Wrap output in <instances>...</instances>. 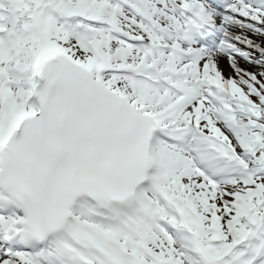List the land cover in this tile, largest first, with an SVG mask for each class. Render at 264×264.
Here are the masks:
<instances>
[{"label": "snow or ice", "instance_id": "1", "mask_svg": "<svg viewBox=\"0 0 264 264\" xmlns=\"http://www.w3.org/2000/svg\"><path fill=\"white\" fill-rule=\"evenodd\" d=\"M0 264H264V0H0Z\"/></svg>", "mask_w": 264, "mask_h": 264}, {"label": "bare ground", "instance_id": "2", "mask_svg": "<svg viewBox=\"0 0 264 264\" xmlns=\"http://www.w3.org/2000/svg\"><path fill=\"white\" fill-rule=\"evenodd\" d=\"M244 66H246V65H244ZM225 71H226V74H227V69Z\"/></svg>", "mask_w": 264, "mask_h": 264}]
</instances>
